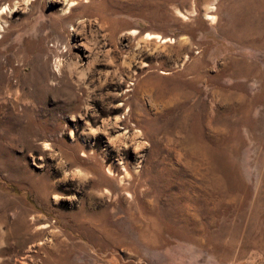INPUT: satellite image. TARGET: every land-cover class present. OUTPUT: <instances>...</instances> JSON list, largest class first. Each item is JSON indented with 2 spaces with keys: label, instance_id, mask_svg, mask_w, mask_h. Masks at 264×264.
Instances as JSON below:
<instances>
[{
  "label": "rangeland",
  "instance_id": "374dc122",
  "mask_svg": "<svg viewBox=\"0 0 264 264\" xmlns=\"http://www.w3.org/2000/svg\"><path fill=\"white\" fill-rule=\"evenodd\" d=\"M5 6L0 264H264V0Z\"/></svg>",
  "mask_w": 264,
  "mask_h": 264
},
{
  "label": "bare ground",
  "instance_id": "6f19581e",
  "mask_svg": "<svg viewBox=\"0 0 264 264\" xmlns=\"http://www.w3.org/2000/svg\"><path fill=\"white\" fill-rule=\"evenodd\" d=\"M29 1V0H28ZM94 3V2H93ZM92 4V3H91ZM75 3L73 2V4L71 5L74 6ZM9 7V6H8ZM88 7V6H87ZM70 8V7H69ZM10 9V8H9ZM7 11V7L5 6L4 9L1 10L0 12V21L2 19V14L5 13ZM67 13V12H66ZM149 39L152 38L151 35H147ZM260 38V37H259ZM253 66L251 65V63H248V62H243L242 64H240V67H237L236 68V74L237 73H241V75H246L248 72H250L252 70ZM254 71V70H253ZM253 73V72H252Z\"/></svg>",
  "mask_w": 264,
  "mask_h": 264
}]
</instances>
